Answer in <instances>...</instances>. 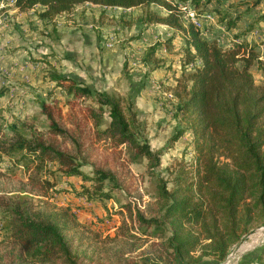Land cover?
<instances>
[{
  "label": "trees",
  "instance_id": "trees-1",
  "mask_svg": "<svg viewBox=\"0 0 264 264\" xmlns=\"http://www.w3.org/2000/svg\"><path fill=\"white\" fill-rule=\"evenodd\" d=\"M213 1H15L21 11L31 10L51 23L85 3L148 8L137 18L140 23L164 24L173 37L183 39L180 61L186 79L177 82L172 94L178 99L174 115L185 125L171 140L191 132L197 155L195 168L182 166L169 186L170 180L158 171L166 150L151 147L136 101L96 89L49 65L44 78L68 99L39 100L43 127L31 114L13 116L10 124L0 126V158L14 160L13 166L0 169L6 233L0 240V264H201L204 257L222 261L255 222L264 221V60L256 44L239 39L242 34L231 46H222L187 22L180 10L182 3L189 4L202 15L201 7ZM152 5L166 14L149 10ZM161 45L151 44L143 54V63L152 70L163 65L157 54ZM190 65L186 74L184 68ZM253 67L261 71V83ZM143 159L145 173L139 174L134 166ZM20 166L24 177L16 171ZM56 174L80 177L77 194L88 201L122 194L126 201L114 235L93 229L71 205L50 199L56 189L51 176ZM145 174L156 182V198L144 200L134 184ZM257 260L254 264H264V245Z\"/></svg>",
  "mask_w": 264,
  "mask_h": 264
},
{
  "label": "rangeland",
  "instance_id": "rangeland-1",
  "mask_svg": "<svg viewBox=\"0 0 264 264\" xmlns=\"http://www.w3.org/2000/svg\"><path fill=\"white\" fill-rule=\"evenodd\" d=\"M1 1L5 7L0 10V26H4L0 33V126L10 124L13 116L28 114L36 116L40 126L46 125L39 100L56 96L64 103L68 99L55 83L44 78L49 65H53L96 89L136 101L151 147L166 150L158 171L170 180L169 186H173L172 180L182 166L195 168L197 153L192 133L186 132L177 141L171 140L185 125L174 115L178 99L172 94L177 82L186 79L180 61L183 39L173 37V30L164 24L140 23L137 18L148 8H104L85 3L59 15L56 22L51 23L41 20L31 10L21 11L9 0ZM169 1L177 3L178 0ZM201 9L213 16L205 23V35L222 46L246 39L256 44L260 59L264 60V0H214ZM149 10L166 14L156 5ZM222 16L224 22L220 21ZM229 20L236 24L230 27ZM237 34L242 36L238 39ZM108 41L113 42L111 48L106 45ZM156 42L162 43L157 54L163 59V65L153 72L142 58L145 49ZM10 64L13 67L9 68ZM192 67L184 68L186 74ZM253 72L256 82L261 83V71L253 67ZM146 162V159L138 162L135 171L145 173ZM13 163L9 157L0 158V169L11 167ZM50 165L52 169L56 166ZM85 169L89 171V166ZM16 171L23 177L26 174L21 166ZM51 178L56 184L50 194L53 202L71 205L81 221L104 235L116 233L122 220L119 210L126 201L122 194L92 202L77 194L83 184L80 177L70 179L56 174ZM134 184L143 192L144 200L156 198L153 178L145 174L144 180L137 179ZM2 221L0 212V240L6 234ZM263 245L264 221H257L248 234L232 245L224 260L204 257L201 264L258 263L257 256Z\"/></svg>",
  "mask_w": 264,
  "mask_h": 264
},
{
  "label": "built area",
  "instance_id": "built-area-1",
  "mask_svg": "<svg viewBox=\"0 0 264 264\" xmlns=\"http://www.w3.org/2000/svg\"><path fill=\"white\" fill-rule=\"evenodd\" d=\"M15 4L16 0H9ZM5 7L1 1L0 10ZM180 10L184 13V18L187 22L192 23L196 28L203 30L205 28V23L212 20L213 16L210 13H203L199 15L198 10L193 5H180ZM106 45L111 48L113 46L112 41H108Z\"/></svg>",
  "mask_w": 264,
  "mask_h": 264
},
{
  "label": "crops",
  "instance_id": "crops-1",
  "mask_svg": "<svg viewBox=\"0 0 264 264\" xmlns=\"http://www.w3.org/2000/svg\"><path fill=\"white\" fill-rule=\"evenodd\" d=\"M3 27H4V26H3ZM3 27L0 26V33L3 31V30H2ZM0 37H1V35H0ZM2 52H3V51H2ZM11 67H13L12 64L9 65V68H11ZM156 70H158V69H156ZM156 70H153V72H155ZM69 178L72 179V178H75V176H72V177H69ZM89 204H90V203H89Z\"/></svg>",
  "mask_w": 264,
  "mask_h": 264
}]
</instances>
